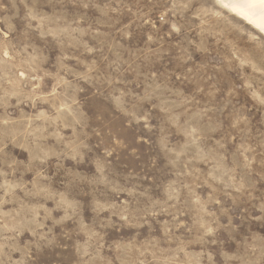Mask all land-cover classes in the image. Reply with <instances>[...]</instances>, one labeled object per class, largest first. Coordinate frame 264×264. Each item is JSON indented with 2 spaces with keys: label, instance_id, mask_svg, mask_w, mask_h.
Wrapping results in <instances>:
<instances>
[{
  "label": "rangeland",
  "instance_id": "rangeland-1",
  "mask_svg": "<svg viewBox=\"0 0 264 264\" xmlns=\"http://www.w3.org/2000/svg\"><path fill=\"white\" fill-rule=\"evenodd\" d=\"M0 264H264V35L216 0H0Z\"/></svg>",
  "mask_w": 264,
  "mask_h": 264
},
{
  "label": "bare ground",
  "instance_id": "bare-ground-1",
  "mask_svg": "<svg viewBox=\"0 0 264 264\" xmlns=\"http://www.w3.org/2000/svg\"><path fill=\"white\" fill-rule=\"evenodd\" d=\"M233 15L264 35V0H216Z\"/></svg>",
  "mask_w": 264,
  "mask_h": 264
}]
</instances>
